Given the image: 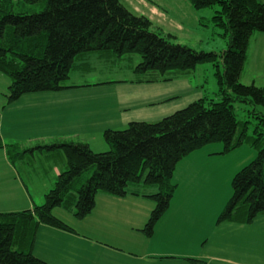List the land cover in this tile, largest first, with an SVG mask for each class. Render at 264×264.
I'll list each match as a JSON object with an SVG mask.
<instances>
[{
  "label": "trees",
  "instance_id": "obj_1",
  "mask_svg": "<svg viewBox=\"0 0 264 264\" xmlns=\"http://www.w3.org/2000/svg\"><path fill=\"white\" fill-rule=\"evenodd\" d=\"M41 2L43 11L28 14L17 12L13 0L0 1V73L11 81L7 105L25 95L67 90L64 84L77 59L91 53L117 58L138 55L142 62L136 73L163 77L139 84L172 81L165 76L184 75L199 65L212 64L217 68L220 101L201 99L157 123L132 122L124 130H106L103 139L109 149L104 153H95L80 141L21 152L16 145H6L0 134V151H6L12 163L24 159L27 152H63L66 167L42 205L0 214V264H47L32 253L39 227L74 233L55 215V209L83 219L95 209L99 193L126 198L139 196L137 189L142 187H157L156 194L143 196L155 203L141 230L151 238L175 195L173 176L179 163L217 143L224 145L223 155L247 142L257 151L254 161L232 179V195L217 224L250 225L264 215V118L250 112L260 122L255 137L250 136V123L239 121L234 107L245 103L264 108V88L242 82L251 39L264 35V0H190L197 11L219 8L213 22L228 39V49L219 54L173 44L153 32L152 22L135 15L121 0H23L29 6ZM87 173L86 181L76 188ZM131 185L138 188L130 191ZM186 261L207 264L198 259Z\"/></svg>",
  "mask_w": 264,
  "mask_h": 264
},
{
  "label": "crops",
  "instance_id": "obj_2",
  "mask_svg": "<svg viewBox=\"0 0 264 264\" xmlns=\"http://www.w3.org/2000/svg\"><path fill=\"white\" fill-rule=\"evenodd\" d=\"M89 55L80 56L75 67L92 70L91 62L95 56L88 57ZM96 56L101 59H117L116 56L108 53H99ZM242 82L245 85L255 84L264 88V35L256 34L251 39ZM123 83L126 82L115 80L95 85L105 87L110 84L112 89H117L121 88L117 84ZM72 86L76 90H81L90 87L91 84ZM64 92L65 90L57 93L23 96L19 100L22 103V109L19 113H15V116L21 115L15 118L16 122L11 120L12 117L8 116L9 112H5L6 109L1 110L0 134L4 143L18 146L21 152L30 151L42 146L37 144L40 139L34 137V134L44 129L41 127L42 125L63 130L65 123L60 120H63L64 108L59 107V102H51L47 99L64 95ZM165 101V99H161L157 102L164 104ZM112 103L111 105L104 104L100 112L101 115H99V123L93 128H96L102 135L106 130H111L112 125L116 128H126L130 123L138 121L125 120L129 114L127 111L130 109V104L126 103V100L121 101L117 98ZM155 104L151 102L143 106L150 107ZM3 108L6 107L3 106ZM57 108H60L61 114L56 112ZM54 112L59 116L54 115ZM149 122H154V120L150 119ZM52 138L58 137L52 136ZM76 140L87 143L92 149L91 143L84 136L76 138ZM29 144L37 145L36 148H28ZM203 149L191 154L177 166L176 171L180 167L179 171H182L186 176L183 182L188 185L189 191L186 196L178 198L181 184L173 182L177 189L171 205H177L179 208L172 215H167L168 211L163 216L156 225L151 238H147L141 232L154 209L150 204L149 206L145 204V201L151 200L143 196L153 195L156 192L144 191L140 192L139 196L108 197L107 200H103L108 202L111 207L103 209L108 213L101 214L96 220L101 224L107 222L112 224V222L119 221L126 225L123 228L119 226L120 230L116 226L112 228V230L116 229L114 241L90 240L73 228L75 232L70 233L48 226H40L32 249L33 255L47 264H82L83 262L85 264H189L187 259H198L207 262V264H264V215L259 216L250 225L217 224V219L230 198L228 189L221 195L223 176L219 168L222 164L216 165L214 161L215 159L222 161L227 156L223 157L224 155L221 154L223 149L199 155L198 152ZM0 153H2L0 154V214L30 210L34 205H39L38 202L43 204L47 193L42 195L41 200L36 201L28 183L43 178L44 187L47 185L46 176L51 169L46 168L41 172V177L32 176L33 172L25 168V160L28 155L44 153L27 152L24 159L19 160L20 166L10 161L6 151H0ZM199 160L207 165L205 167L196 165ZM181 164L182 166H180ZM62 165H64L63 171L58 173L57 179L66 170L65 164ZM23 171L28 175L27 179L22 176ZM230 194L232 195L231 192ZM59 219L65 222V219ZM124 246H129L130 249H126ZM91 251H94L93 256L90 255ZM80 256L83 262L76 263L73 258Z\"/></svg>",
  "mask_w": 264,
  "mask_h": 264
},
{
  "label": "rangeland",
  "instance_id": "obj_3",
  "mask_svg": "<svg viewBox=\"0 0 264 264\" xmlns=\"http://www.w3.org/2000/svg\"><path fill=\"white\" fill-rule=\"evenodd\" d=\"M121 1L125 3L135 15L148 18L153 25L151 30L160 34L173 44L185 46L197 52L205 53L219 54L228 49V39L224 38L225 31L216 27L213 22V18L219 11L218 7L197 11L191 5L190 0ZM13 2L17 12L21 11L28 14L40 13L44 10L45 6L44 2L33 6L25 5L23 0H13ZM91 54L93 55L88 54V57L95 56V59L91 62L93 69L85 70L77 67L73 68L70 73V80L64 84L67 87L69 86V88L65 90L64 95L47 99L51 102H59V107L64 108L63 120H60V122L63 121L65 123V128L60 130L55 127L42 125L41 127L44 129L34 134L35 138L40 139L37 144L49 146L63 141H77L76 138L84 136L86 140L88 139L91 143L92 149L95 153H104L108 151L109 147L105 144L102 133L98 132L96 128H93L99 123V115H101L100 112L102 111L104 104L111 105L117 98L121 101L126 100V103L130 104V109L127 111L129 114L125 120H138L136 122L145 123L160 122L176 112L187 108L193 102L201 99L212 100L215 102L220 101L219 87L216 78L217 68L212 64L199 65L194 71L184 75L171 73L165 76V78H173L174 80L172 81L159 82L157 84H139V81L161 77L160 75L159 77L158 75H140L136 73V68L142 62L140 56L127 55L112 60L101 59L96 56L97 53ZM220 70L223 71L222 68ZM115 80L125 81L126 83L117 84L118 86H121V88L119 87L117 89H112L110 84L105 85V87L95 85L105 81L110 82ZM85 83H90L91 86L81 90H76V88L72 86L83 85ZM257 83H259V80H257ZM10 84V79L0 73V112L1 110L6 109L5 112H9L8 116L12 117L11 120L16 122L17 120H15V118H18L21 115L15 116V113L21 111L22 103L18 100L11 105L6 104V96L9 95ZM161 99L166 100L164 104L157 102ZM151 102L156 104L150 107L143 106ZM3 106L6 108H3ZM234 107L237 119L241 122H249V135L255 137L254 130L257 125H260V122L258 119L254 118L250 112L254 111L259 117L264 118V108L245 103H235ZM59 109L60 108H57L56 112L61 114ZM53 110L55 111V108ZM58 113L54 112V115L59 116ZM150 119H153L154 122H149ZM111 127V130L125 129V127L116 128L113 125ZM11 136L15 137L13 135ZM52 136L58 138H52ZM37 144L34 146L29 144L27 147L34 148ZM9 146H13V144ZM223 148L224 145L222 143L212 144L198 152V154L205 155ZM14 154L15 152H12V155ZM35 154L36 155L33 156L28 155L25 160V168H28L33 172L31 174L32 176L41 177V172L46 168L51 169L46 176L47 185L44 187L42 184L44 181L43 178L35 179L33 183H28L30 191L35 195V200L39 201V199L42 198V195L48 193L50 189L54 188L58 173L63 171L64 165L62 164H65V156L63 152ZM225 156H227V158L222 161H217L215 159L214 164H222L219 168L221 171L220 173H222L223 176L221 195L228 189V195L230 198V192L232 193V179L240 170L254 161L257 157V151L252 148L251 142H247L239 149L230 154L224 155L223 157ZM16 164L17 166H20V161H17ZM196 165L205 167L207 164L199 160L196 162ZM180 166H182V164ZM179 168L174 173L173 182L175 181L181 184L177 197L182 198L187 195L189 188L188 185L183 182V179L186 178V176L182 171H179ZM88 175L89 173L80 178L76 183V188H79L86 181H83V179ZM22 176L27 179L26 176L28 175L23 171ZM51 181L53 182L51 183ZM82 181L83 183L81 184ZM137 188V186L131 185L129 190L133 191ZM137 190L149 193H157L158 191L157 187H148V189H143L142 187ZM108 197L113 198V196L106 193H99L96 198L97 205L95 209L83 219H77L74 213L67 212L62 208L55 209L54 213L57 217L65 219L67 225L76 230L79 234H83V236L85 235L90 240L114 241L113 239L116 237V229L112 230V228L116 226L118 227V230H120L119 226L123 228L126 225L119 221L112 222V224L110 222L101 224L96 220L101 214L108 213L103 211V209L111 207L108 202L103 201L107 200ZM44 202L45 197L43 199V203ZM145 202L146 205L149 206L150 204L155 208V203L152 200ZM38 204L42 205L40 202H38ZM178 208L179 206L177 205H171L167 215H172V213L176 212ZM124 247L130 249L129 246ZM90 255L93 256L94 251H91ZM73 259L76 260V263L83 262L81 256ZM82 264L85 263L83 262Z\"/></svg>",
  "mask_w": 264,
  "mask_h": 264
}]
</instances>
